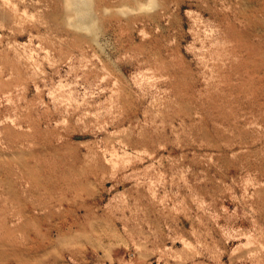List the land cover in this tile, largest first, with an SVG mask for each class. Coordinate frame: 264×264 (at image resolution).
<instances>
[{"label": "rangeland", "instance_id": "obj_1", "mask_svg": "<svg viewBox=\"0 0 264 264\" xmlns=\"http://www.w3.org/2000/svg\"><path fill=\"white\" fill-rule=\"evenodd\" d=\"M0 264H264V0H0Z\"/></svg>", "mask_w": 264, "mask_h": 264}]
</instances>
